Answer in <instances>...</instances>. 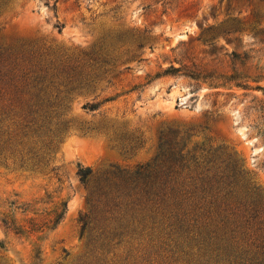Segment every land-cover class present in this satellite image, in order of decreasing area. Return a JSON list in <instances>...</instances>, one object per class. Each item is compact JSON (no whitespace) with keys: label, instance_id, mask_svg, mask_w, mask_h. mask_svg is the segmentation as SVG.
<instances>
[{"label":"rangeland","instance_id":"obj_1","mask_svg":"<svg viewBox=\"0 0 264 264\" xmlns=\"http://www.w3.org/2000/svg\"><path fill=\"white\" fill-rule=\"evenodd\" d=\"M0 54L18 70L33 58L116 67L72 94L49 169L0 160V264H171L180 252L164 220L137 213L114 231L121 212L100 236L91 194L119 172L141 185L146 168L150 183L178 153L191 169L230 156L264 191V0H0Z\"/></svg>","mask_w":264,"mask_h":264},{"label":"trees","instance_id":"obj_2","mask_svg":"<svg viewBox=\"0 0 264 264\" xmlns=\"http://www.w3.org/2000/svg\"><path fill=\"white\" fill-rule=\"evenodd\" d=\"M33 59L18 70L0 54V160L9 159L19 168L40 172L49 169L58 135L69 127L65 113L72 94L93 91L95 82L108 80L116 67H110L107 59L103 63L92 59L84 73L80 62L50 68ZM171 71L175 69L165 73ZM82 108L94 110L96 105L87 103ZM172 157L173 163L157 166L155 180L150 183L146 168L145 174H134L147 180L141 185L128 181L131 178L124 180L121 172L114 175L122 182L105 177L91 194L100 208V236L108 233L109 218L117 223L121 212L127 219L114 231L126 229L137 213H147L164 220L174 237L180 253L179 257L174 253L171 264H264V191L246 179V173L230 156L226 160L216 157L193 169L179 165V153ZM77 174L87 183L91 170L81 168ZM158 179L160 189L153 184ZM166 196L167 204L159 203ZM66 210L63 203L42 228L54 229ZM86 225L83 221L82 229Z\"/></svg>","mask_w":264,"mask_h":264}]
</instances>
